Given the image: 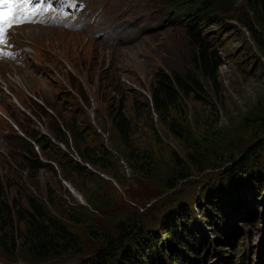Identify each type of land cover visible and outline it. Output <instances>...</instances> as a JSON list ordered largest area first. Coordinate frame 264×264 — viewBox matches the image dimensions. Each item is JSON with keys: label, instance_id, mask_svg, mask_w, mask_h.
<instances>
[{"label": "rangeland", "instance_id": "rangeland-1", "mask_svg": "<svg viewBox=\"0 0 264 264\" xmlns=\"http://www.w3.org/2000/svg\"><path fill=\"white\" fill-rule=\"evenodd\" d=\"M243 2L237 0L234 10L218 6L215 22L201 30V37L216 46L224 62L218 69L217 95L211 93L209 104L186 98L165 121L156 114L135 119L132 104L136 100L140 106L149 95L158 72L182 74L189 67L195 48L184 26L186 10L174 19L163 0H129L130 10L121 16L110 15L104 0H82L75 10L56 0L51 10L66 18L81 15L89 7L84 31L67 30L69 34L63 28L47 27L48 23L13 30L14 57L0 60V184L9 201H24L30 193L44 196L50 190L78 242L67 252L48 257H33L24 248L14 253L0 250V264H81L94 256L104 236L118 234V223L132 219H138L144 234L157 239L165 264H172L171 256L180 254L176 247L167 248L162 226L184 206L192 207L191 241L197 249L186 252L200 264H264V182L261 196L249 197L259 199L257 211L246 210L244 223L222 209L213 211L219 219L205 210L197 214L193 204L197 199L203 209L210 189L239 191L226 174L238 157L250 156L252 164L244 175L264 174V120L254 118L264 108V41L258 47L242 26ZM109 16L110 21L124 20L129 27L120 29L121 34L106 31L100 42L92 29ZM120 103L133 120L144 154L142 172L120 159L115 165L118 177L86 164L89 174L71 182L58 171L44 168L35 174L24 167L17 143L29 142L38 152L28 133L53 136V120L59 121L56 114L68 121L77 112L82 122L101 131L104 144L110 147V132L101 126L109 105L115 108ZM57 144L67 152L63 143ZM195 150L211 165H192L187 154ZM70 151L78 161L75 150ZM186 172L191 175L177 180L178 174ZM170 182L176 187L170 189ZM119 256L120 252L115 253L111 264Z\"/></svg>", "mask_w": 264, "mask_h": 264}, {"label": "trees", "instance_id": "trees-1", "mask_svg": "<svg viewBox=\"0 0 264 264\" xmlns=\"http://www.w3.org/2000/svg\"><path fill=\"white\" fill-rule=\"evenodd\" d=\"M163 1L171 7L175 16L176 13L184 10L188 12L184 15L186 17L184 26L195 52L184 73L171 75L158 72L154 84L150 87L149 95L143 97L140 106L136 100L133 101V115L138 120L156 114L161 121H165L176 112L180 103L189 97H194L203 103H211L209 100L211 93L217 95L218 69L224 62L216 46L201 37V30L205 29V25L215 22L218 6L225 5L227 10H234L237 3V0ZM243 4L246 15L242 17L241 24L250 33L256 45L261 47L264 41V0H244ZM262 52L264 54L263 49ZM46 107L51 108L49 105ZM41 109L43 107L40 108V111H43ZM259 111L260 113L255 114L254 118L264 120V108L261 107ZM76 113H73L68 121L56 114L59 121L53 120L55 125L53 136L28 133L37 145L38 152L29 142L26 146L17 143L27 171L36 174L40 169L47 168L58 171L65 180L76 182L81 176L89 174L87 164L101 172L118 177L115 165L120 159L125 160L132 169L143 171L141 161L144 154L135 138L133 120L126 114L124 105L120 103L115 108L109 105L106 110V120L101 129L110 132V147L104 144L101 131L97 132L88 123L82 122ZM59 142L67 147L68 153L58 146ZM70 148L77 153L78 161L71 157ZM260 148H262L261 144L258 145V150ZM256 151L257 148L251 151L254 157L257 156ZM200 153L198 150L188 152L187 156L191 159L192 165L198 168L211 165V162L203 158ZM39 154L42 155L43 160L40 159ZM149 159V162H152V158ZM250 162V156L247 154L238 157L233 167L226 172L230 183L235 182L237 186L239 185L237 193L230 189L231 187L223 188L221 191L215 190V193L210 189L206 197L209 203L203 209L200 207L202 202L197 199L193 202L197 214L203 215L201 211L205 210V213L213 217L216 215L213 211L222 209L228 215L240 217L241 223L247 221L246 210L254 209L256 212V203L259 200H251L249 197H256L257 193L261 196L264 182V174H258V177L252 172L244 175ZM190 175L189 172L180 173L177 180H184ZM247 175L250 177L245 179ZM169 186L170 189L175 188L176 183L170 182ZM35 187L37 191L40 190L37 184ZM191 208L184 206L183 210L180 209L179 213L172 214L173 216L171 215L172 217L170 216L162 226L161 232L168 239L167 248L172 250L176 247L180 254L171 256L172 264H200L197 258L186 252L197 250L193 248L192 243ZM55 209L59 213L57 201L50 190H47L44 196L30 193L24 197V201L14 198L9 201L4 193V187L0 184V250L14 253L19 248H24L33 257H48L70 250L78 242L76 232L64 221L63 212L57 214ZM216 219H219L217 215ZM212 221L217 225V221ZM199 226L198 223L196 227ZM117 228L118 234L104 236L103 243L96 249L94 256L84 259L81 264H111L115 253L119 252L120 256L116 258L115 264H165L162 248L158 247L157 239L152 234H144L145 229L138 219L120 222ZM262 257L260 255L261 259Z\"/></svg>", "mask_w": 264, "mask_h": 264}, {"label": "bare ground", "instance_id": "bare-ground-1", "mask_svg": "<svg viewBox=\"0 0 264 264\" xmlns=\"http://www.w3.org/2000/svg\"><path fill=\"white\" fill-rule=\"evenodd\" d=\"M104 1L109 4L110 15H111L112 12H114V13L122 16V14L124 12L130 10L129 9V0H104ZM88 13H91V12H88ZM124 16H126V15H124ZM109 18H110V16L106 20L97 22L96 26L92 29V35L95 38H97L98 40H100V42L102 40V36L104 35V33L106 31H113L116 34H121L119 32L120 29L124 30L127 27H129V25L127 27H125L124 20L122 22L116 24V22L110 21ZM86 21H87V17H83V18H80V19L74 18V19H70V20H64V19L55 18V20H54L55 24L54 25H49L47 27H57V29L63 28L62 30L65 29L64 30L65 32L67 30H69V31H72V30L84 31V27L86 25ZM24 26H27V24L26 25H21V27H24ZM38 26L39 25L33 26L32 29L39 28ZM21 27H17V28H21ZM41 30H43V28ZM37 32L39 33L40 31L37 30ZM67 33H69V32L67 31ZM71 33H69V34H71ZM64 38H65V36H63V39ZM1 96H2V93L0 92V101H1Z\"/></svg>", "mask_w": 264, "mask_h": 264}, {"label": "snow or ice", "instance_id": "snow-or-ice-1", "mask_svg": "<svg viewBox=\"0 0 264 264\" xmlns=\"http://www.w3.org/2000/svg\"><path fill=\"white\" fill-rule=\"evenodd\" d=\"M31 0H0V44L5 42L6 33L13 26L30 21L36 11L29 8ZM5 55L0 53V56Z\"/></svg>", "mask_w": 264, "mask_h": 264}, {"label": "built area", "instance_id": "built-area-1", "mask_svg": "<svg viewBox=\"0 0 264 264\" xmlns=\"http://www.w3.org/2000/svg\"><path fill=\"white\" fill-rule=\"evenodd\" d=\"M121 162H123V161L121 160Z\"/></svg>", "mask_w": 264, "mask_h": 264}]
</instances>
